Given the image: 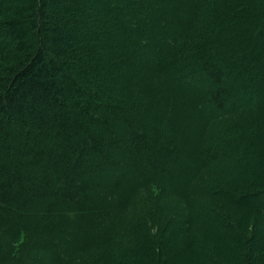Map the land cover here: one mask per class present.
Returning <instances> with one entry per match:
<instances>
[{
  "label": "trees",
  "instance_id": "trees-1",
  "mask_svg": "<svg viewBox=\"0 0 264 264\" xmlns=\"http://www.w3.org/2000/svg\"><path fill=\"white\" fill-rule=\"evenodd\" d=\"M92 1L95 0H0V264H89L97 258L96 248L102 243L118 246L124 241V235L119 233V227L126 223L124 218L109 212L138 204L140 199L133 201L135 192L155 178L161 184L157 191L163 192L166 185L165 193H170L179 207L151 208L147 214H158L147 219L139 215L135 218L131 212L129 224L137 230L155 231L133 235L125 230L126 242L134 241L137 246L134 252L140 251V240L147 241L160 233L159 249L175 241L179 234L187 235L194 251L202 253V248H197L201 246L200 233L193 232L194 219H203V213L207 221L222 219L216 222L218 228L226 227L228 219L220 209L221 200L230 195L236 182L222 184L215 173L214 164H218L217 155L223 149L217 144L195 147L200 155L198 162H187L185 145L175 136L168 137L156 125L130 113L124 104L126 91L122 93V84L116 78L119 69L107 60L104 41L97 42L95 31L88 29L98 13ZM102 1L109 4V0ZM201 2L204 1L197 0L193 9ZM173 7L168 4L163 8ZM247 8L245 11L256 15L254 8ZM236 12L247 19L242 8ZM186 14L189 17L185 25L169 31L171 48L164 56L183 53L185 46L202 32V39L215 40L216 36L206 35V30L198 32L194 28L207 26L194 21L192 10H186ZM104 21L98 26H103ZM106 33L103 31V35ZM263 34L264 31L258 36ZM201 47L195 45L189 51L192 60L186 69L203 73L208 86L206 99L213 108L203 117L185 113L193 120L192 131L234 107L227 92L226 64L211 59ZM250 56L240 55L241 67H247L244 64L251 62ZM155 64L150 60L143 66L145 76L154 75ZM123 70L126 72V68H120V75ZM184 94L192 99L199 97L188 88ZM252 110L260 113L258 106ZM120 159L146 161L158 171L146 179L141 167L135 185L123 176L104 182L95 175V171L108 165L118 168ZM180 163L185 166L181 173ZM179 175H183L182 182ZM60 204L65 211L55 210ZM41 210L45 214H39ZM22 234L25 239L21 242ZM62 234L67 235L70 246L60 250L65 254L60 257L56 242L65 243ZM150 245L153 248L154 242ZM148 258L146 264H162L153 255ZM242 262L247 264L248 257Z\"/></svg>",
  "mask_w": 264,
  "mask_h": 264
},
{
  "label": "rangeland",
  "instance_id": "rangeland-1",
  "mask_svg": "<svg viewBox=\"0 0 264 264\" xmlns=\"http://www.w3.org/2000/svg\"><path fill=\"white\" fill-rule=\"evenodd\" d=\"M196 1L135 0L132 3L130 0L129 3H119L109 0V4H105L102 0H95L92 5L97 8L98 13L88 29L95 31L97 42L104 41L107 60L119 69L116 78L122 84V93L123 90L126 91V94L123 93L124 104L130 113L145 119L150 125H156L168 137L175 136L185 145L187 162H198L200 155L195 152V147L201 149L217 144L223 149L222 154L217 155L215 173L221 177L222 184L226 181L231 185L236 182L230 195L221 200L220 209L228 219L226 227L220 229L216 226V222L222 219L218 221L211 218V221H207V216L202 211L204 218L194 219L196 232H193L200 233L201 246L197 248L201 247L202 253L194 251L187 235L179 234L175 241L166 243L163 250L159 249L157 245L162 241L160 233H156L158 237L154 235V238L147 241L140 240V251L134 252L137 246L134 241L126 242L125 230L133 235H149L155 231L151 228L137 230L133 224H129L131 212L135 218L139 215L147 219L158 214H147L151 213V208L179 207V202L171 198L170 193H165L166 185L162 187L164 193L157 191V188L161 189V184L155 178L135 192L136 198L133 201L140 199L138 204L117 207L109 212L121 214L124 218L126 223L122 224V228L119 227L124 241L118 246L102 243L96 248L97 258L89 264H129V261L131 264H146V258L152 255L159 262L162 260V264H243L246 257L247 264H264V196H261L264 192V34L258 36L264 31V0H203L201 5L193 9ZM168 4L174 7L165 9ZM124 5H127L126 9ZM249 6L255 9L256 15L245 11ZM241 8L248 15L247 19L237 16L236 9L240 11ZM186 10H192L194 21H201L207 26L206 29L198 25L194 28L198 32L206 30V35L210 33L216 36L215 40L202 39L205 35L202 32L200 36L197 34L194 42L185 46L183 53L177 51L164 56L166 49L171 48L168 33L171 29L179 30L185 25V18L189 17ZM103 19L104 25L98 26ZM103 31H107L106 35H103ZM197 39L201 40L197 42ZM195 45L203 46L202 51L211 59L226 64L229 73L227 92L234 107L216 120L210 118L212 121L208 120L204 127L198 124L193 129L196 135L191 136L193 120L189 115L203 117L212 113L213 108L210 100L206 99L205 88L208 86L203 73L186 69L192 60L189 51ZM244 54L251 55L252 59L244 64L247 67H241L238 63L240 55ZM150 60L156 64L152 70L154 75L149 78L145 76L147 70H143V66ZM121 67L126 68L122 75ZM187 88L192 94L198 93L199 97L193 96L192 99L186 96L184 92ZM111 98L117 100L116 97ZM253 106H258L260 113L252 110ZM226 113L229 114L225 116ZM202 137L204 139L201 141ZM199 141L201 142L196 145L195 142ZM226 151L230 153H225ZM145 162L120 159L118 168L108 165L94 173L104 182L113 181L117 175L127 178L135 185L139 181L140 169H145L146 179H151L152 173H156L153 171H158ZM180 165L179 173L185 168L183 163ZM179 179L182 182L183 175H179ZM108 195L112 197L111 194ZM55 210L65 211L64 205L60 204ZM183 212L186 215L185 210ZM39 214H45V211L41 210ZM68 232L74 235L73 231ZM23 239L25 236L22 234L21 242ZM67 239V235L62 234L61 240L65 243L56 242L60 257L65 256L60 250L70 246ZM100 239L103 241L105 237ZM152 242L153 248L150 245Z\"/></svg>",
  "mask_w": 264,
  "mask_h": 264
}]
</instances>
